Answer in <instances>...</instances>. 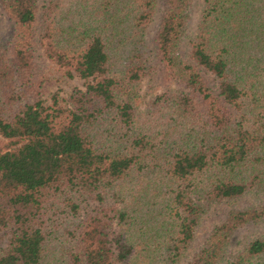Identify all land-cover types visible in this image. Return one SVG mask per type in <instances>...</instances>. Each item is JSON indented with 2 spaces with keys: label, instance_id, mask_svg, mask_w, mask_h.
<instances>
[{
  "label": "trees",
  "instance_id": "obj_1",
  "mask_svg": "<svg viewBox=\"0 0 264 264\" xmlns=\"http://www.w3.org/2000/svg\"><path fill=\"white\" fill-rule=\"evenodd\" d=\"M192 5L0 0V264H180L245 195L183 264H264V232L229 249L264 222V0H201L190 31Z\"/></svg>",
  "mask_w": 264,
  "mask_h": 264
},
{
  "label": "rangeland",
  "instance_id": "obj_2",
  "mask_svg": "<svg viewBox=\"0 0 264 264\" xmlns=\"http://www.w3.org/2000/svg\"><path fill=\"white\" fill-rule=\"evenodd\" d=\"M201 0H193L192 5V18L189 21V29L192 31L195 26L196 16L200 8ZM153 30V25L148 27L147 35ZM11 32V25L9 21L0 13V38L5 40ZM84 82L82 79L77 77L64 78L49 87L50 91H57L60 95H66V93L73 87L83 88ZM158 88L148 89L146 80H143L140 84L139 93L144 97L153 94ZM251 195H245L244 197L235 201L220 202L211 204L202 216L198 225L195 228L194 238L190 244V247L185 252L184 257L180 264H183L185 259L194 251L204 240L209 227L221 220L225 213L232 208L243 206L246 202L252 200ZM264 232V222L256 224H246L242 228L237 229L230 236L229 249L235 250L239 248L244 242L248 241L254 236H257Z\"/></svg>",
  "mask_w": 264,
  "mask_h": 264
}]
</instances>
